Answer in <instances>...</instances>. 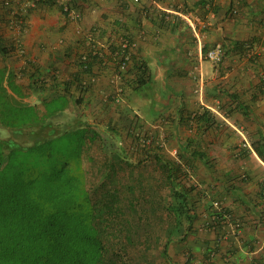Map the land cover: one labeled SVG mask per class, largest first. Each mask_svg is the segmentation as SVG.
I'll use <instances>...</instances> for the list:
<instances>
[{
    "label": "crops",
    "instance_id": "crops-1",
    "mask_svg": "<svg viewBox=\"0 0 264 264\" xmlns=\"http://www.w3.org/2000/svg\"><path fill=\"white\" fill-rule=\"evenodd\" d=\"M70 2L76 16L61 3L0 0V70L38 108L67 84L68 106L81 98L97 117L86 125L116 140L118 153L130 157L140 133L187 159L194 220L162 264H264V163L251 147L264 139V0ZM216 46L218 65L205 57ZM85 56L95 57L88 73L78 66Z\"/></svg>",
    "mask_w": 264,
    "mask_h": 264
},
{
    "label": "trees",
    "instance_id": "trees-1",
    "mask_svg": "<svg viewBox=\"0 0 264 264\" xmlns=\"http://www.w3.org/2000/svg\"><path fill=\"white\" fill-rule=\"evenodd\" d=\"M36 1L57 4L55 0ZM94 58L81 59L80 71L90 72ZM43 82L30 78L29 88L44 90ZM62 91L42 100L40 109L24 102V96L0 70V127L16 136L32 129L46 130L38 144L28 147L0 138V264H134L129 254L136 245L144 240L147 247L154 243L152 239L161 237L153 232V223L150 226L157 218L154 203L159 205L151 200V195L158 194L159 182L154 184L146 175L151 164L162 171V184L172 198L163 204L172 225L162 236L161 253L166 260L171 241L189 231L194 220V198L199 191L182 181L187 176V159L179 154L171 159L157 146L159 141L137 136L131 145L134 152H143L142 158L118 153L110 162L105 157L99 162L109 172L105 181L87 183L81 160L85 140L92 143L97 136L89 138L87 125L78 121L70 129L53 126L50 120L66 110L70 101L67 84ZM74 102L78 106L81 98ZM251 147L264 163V139L252 142ZM128 171L129 178L122 183L118 175ZM136 189L141 197H134ZM91 193L97 200H92ZM123 193L130 194L128 201ZM217 216L222 221L225 215L220 209ZM148 227L152 229L148 231Z\"/></svg>",
    "mask_w": 264,
    "mask_h": 264
},
{
    "label": "rangeland",
    "instance_id": "rangeland-1",
    "mask_svg": "<svg viewBox=\"0 0 264 264\" xmlns=\"http://www.w3.org/2000/svg\"><path fill=\"white\" fill-rule=\"evenodd\" d=\"M34 100L35 99L32 98L31 101H28L26 103L33 104ZM93 115L95 117L96 114H93ZM93 115H92L91 110L85 109L81 104L76 106L75 102L71 101L70 107L68 106V108L66 110L57 114L50 121L54 127H58V130H63L65 128H67V129H70L71 127L74 128L77 125V123H75L76 121L80 122L81 124L88 123V119H89V121H96L97 117H95L93 119ZM73 125H75V126H73ZM114 126L117 127V129H120V128H118L117 125H114ZM84 127L88 129V137L89 138L91 137V134L92 135L96 134L97 138L92 143L89 140V138H88L89 141L85 140V148H84L82 159H81L82 160V166H83V174L85 175V179H86L87 183L92 182L94 184L101 185L105 181V179L107 178L106 175L109 172H107V174H106L104 167L101 166V164L99 162H102L105 157L110 158V162L112 160H114L113 157L115 155L116 156L118 155L117 146H119V144L114 139L106 140L105 139L106 133H104V131H101L102 129L101 128L99 129L97 126L87 125ZM124 129L125 130L128 129L129 133H130V131H132V129L130 130L128 127L124 128ZM40 130H38V129H32L31 131L28 130V131L23 132L22 135L16 136V135H13L10 131L0 127V138L3 140H7V139L15 140L17 144L24 146V147H28L31 145L38 144L39 141L42 140L46 136V133H45L46 130H43V131H40ZM137 136L139 137L140 140H143L145 137V135L144 136L140 135V133H138L135 137H137ZM51 139H53V138H51ZM54 142H55V139H53V143ZM58 143L59 142H57V140H56V144H58ZM141 143H144L145 145L148 144L147 141H142ZM152 143H151V145H152ZM165 144H166L165 142L158 143V145L153 144L152 147L153 146L155 147V145H157L158 147H160L161 149L164 150ZM103 150L106 152L105 154H103V152H102ZM142 155H143L142 151H140V153L138 151L134 152V149H133V154H131L130 158L134 157L136 160V158H142ZM166 155L168 157H170L171 159H174V160L177 159L176 158L177 157L176 151L170 152L168 150V152H166ZM110 162H109V164H110ZM99 166H101V167L98 168ZM100 170H102V173H100ZM103 170H104V173H103ZM185 170L187 171V176H186V178H184V180L182 179L183 183H185L186 185L189 183H196L195 182L196 178L191 173L190 166H188V168L186 166ZM146 172H148V173H146V175L147 176L149 175L147 177V180L153 182L154 184L159 182V190H157L158 194H156L154 196L151 195V200L153 202L156 201L157 204L159 203V205H156L154 203V205H155L154 212H155V215L157 216V218H156V222H154L155 220H152L151 224L150 223L149 224L151 227L154 225L152 227L153 232H156V234L159 235L158 237H160V236L161 237H160V239L158 238V240L155 238L152 239L154 241V243L149 244V246H147V247H145L146 242H144V240H143V244L142 245L141 244L136 245L134 253L131 252L129 254V256H130L131 261L134 262V264H162L165 260L162 253H161L162 248H163V242H164V238L162 236L164 235L166 230H168L172 227L171 221L169 219H166V217H165V213L163 211V204L166 201L171 202L172 198L169 197V194H168L169 191H168V188H166V185L163 186V184H162V182H164V181H162L163 180L162 171L158 167H156V165L151 164V166L149 168L147 165V171ZM96 174H98L97 175L98 177L97 176L94 177ZM129 174L130 173L128 171V173H122L121 175H118V177H120L121 181L123 180L122 183H124L125 181L128 180ZM145 189H148L147 185L145 186ZM151 189H152V187H151ZM146 192H148V190H145V193ZM134 193H135V195H134V197H135L136 195L140 196L142 192L137 191V189H136L134 191ZM123 195H125V197H127L126 198L127 201L131 197L130 194L126 195L123 193ZM91 198H92V200H97L94 193H91ZM152 223H153V225H152ZM151 229H149V227L147 228L148 231H150ZM141 253H143L142 256H141ZM142 257H147V259L142 260Z\"/></svg>",
    "mask_w": 264,
    "mask_h": 264
},
{
    "label": "built area",
    "instance_id": "built-area-1",
    "mask_svg": "<svg viewBox=\"0 0 264 264\" xmlns=\"http://www.w3.org/2000/svg\"><path fill=\"white\" fill-rule=\"evenodd\" d=\"M56 3H61L63 4V11L68 14L69 16H76L75 14V10L74 8L72 7V5H70V0H55ZM184 20L188 23H190V25L192 23H195V24H199L200 26L202 27H205V23L202 21V19L199 17V16H192V18H189V17H184ZM16 25L18 28H22L23 27V19L21 18H18L16 21H15ZM130 44H129V41H125L124 42V46H123V51H124V48L126 49V47H128ZM121 52L122 56H123V60L120 62L119 64V67L121 70L124 69V66H125V61L128 59L127 57V54L125 52ZM223 50L220 46H216L210 50H208L205 54V57L206 59L211 62L212 64L214 65H218L219 63L222 62V59H223ZM84 59V57L82 58ZM115 102H119L118 100H116ZM213 206L214 207H217V208H220V204L218 202H214L213 203ZM231 225L234 227V229L236 230H239L240 229V223L239 222H231Z\"/></svg>",
    "mask_w": 264,
    "mask_h": 264
}]
</instances>
